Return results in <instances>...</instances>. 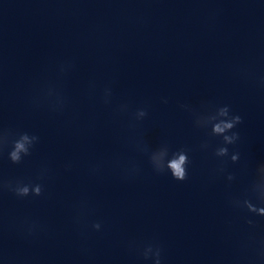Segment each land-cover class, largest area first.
I'll list each match as a JSON object with an SVG mask.
<instances>
[{
    "label": "clouds",
    "instance_id": "obj_1",
    "mask_svg": "<svg viewBox=\"0 0 264 264\" xmlns=\"http://www.w3.org/2000/svg\"><path fill=\"white\" fill-rule=\"evenodd\" d=\"M74 67V62L66 60L58 65V77L67 75ZM264 83V79L261 80ZM96 89L95 82L89 83V92L94 93ZM113 88L111 84L105 85L100 90L99 98L106 106L113 104ZM167 103V99L163 100ZM32 103L39 107L44 105L52 113H63L69 106V97L62 91L60 87L54 84H49L45 88L39 90L38 94L33 97ZM181 108L191 112L193 116L194 126L198 129H203L209 138L219 137L220 144L213 148V155L218 158H229L234 164L239 161V152L229 153L228 145H235L240 139L239 133L234 131L237 125L243 122L239 114L232 112L229 105H212L208 101H202L200 109H194L190 105L183 104ZM116 115L129 116L128 129L131 133L143 123L148 117V106L143 105L136 107L134 110L127 102H120L115 106ZM39 142V137L28 132H17L11 128L0 127V155L9 146L10 151L7 153L9 161L13 164H20L25 157L31 155L33 148ZM126 144L138 154L146 156L147 162L152 171L156 174L170 173L176 181H185L188 178V165L190 163L188 149L180 148L175 151L167 141H162L155 148H150L142 137L130 135ZM212 147L210 140H205L201 143V150H207ZM105 164H108L113 170L117 171L122 179H135L141 172L139 163L134 159L124 160L119 156L113 157L110 161H99L89 166L91 175L99 176L102 174ZM228 160L221 161V165L215 171L224 173ZM65 171H71L73 162H66L64 165ZM50 173L48 167H42L38 173V181H25L23 179H11L0 176V193L8 192L13 194L18 199L36 198L44 195L45 181ZM228 181L234 179V175H227ZM255 201V202H253ZM229 205L236 210H239L245 215L244 222L249 226V234L247 241L243 245L245 248H251L252 255L244 256L241 259L245 264H264V236H258L256 230L259 227V222L253 217L264 218V163L257 165L255 176L250 185L245 189L242 197L229 196ZM91 213V207L87 200H81L76 206V215L74 223L83 226L82 236L86 235L87 230L101 232L103 230L102 221H94L90 225L87 223V217ZM24 233L27 236H35L43 230V226L33 220H25L22 224ZM130 250H133L144 261H151V264H163V247L155 242L137 243L130 241L128 244Z\"/></svg>",
    "mask_w": 264,
    "mask_h": 264
}]
</instances>
